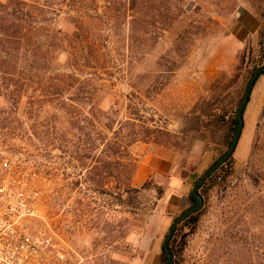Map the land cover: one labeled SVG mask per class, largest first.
<instances>
[{
    "label": "rangeland",
    "instance_id": "1",
    "mask_svg": "<svg viewBox=\"0 0 264 264\" xmlns=\"http://www.w3.org/2000/svg\"><path fill=\"white\" fill-rule=\"evenodd\" d=\"M86 3L88 35L77 36L68 7L57 24L76 49L94 43L91 65L105 68L104 91L93 99L55 94L50 86L62 88L63 74L74 71L65 52L52 68L58 78L28 82L21 100L6 97L3 88L13 87L0 81V160L13 172L0 176V188L35 206L31 232L64 241L62 264H163L168 176L134 175L155 154L181 177L220 148V121L243 96L264 0ZM263 109L264 75L252 88L233 168L209 191L182 264H264ZM128 136L139 141L126 151ZM127 182L137 190L124 193Z\"/></svg>",
    "mask_w": 264,
    "mask_h": 264
},
{
    "label": "trees",
    "instance_id": "2",
    "mask_svg": "<svg viewBox=\"0 0 264 264\" xmlns=\"http://www.w3.org/2000/svg\"><path fill=\"white\" fill-rule=\"evenodd\" d=\"M80 1L83 3L76 8L73 5L75 0L0 1V81H9L12 85L13 88L9 86L3 88L5 96L11 101L16 102L18 98L21 100L26 96L24 94L26 88L31 87L28 82L35 79L43 81L44 78L48 81L57 79L58 76L52 68L62 52L68 54L74 71L63 74L66 80L63 81L62 88L57 85L50 86V89L56 91L55 94L62 96V93L73 91V96L76 98L77 94H88L89 99H93L104 91L105 79L100 69L105 68L91 65L99 55H95V51H92L94 43L89 39H83L88 43L87 48L89 47L90 50L76 49L57 24L63 8L68 7L66 14L69 22L73 23L77 36L85 33L88 35L85 24L93 16L89 13L91 8L86 2L92 0ZM63 42H66L65 48L62 46ZM247 66L250 68L243 88V96L238 100L237 107L230 112L227 120L221 118L222 142L220 148L215 151L214 161L197 179L188 195L187 208L174 217L164 236L161 245L163 264H182L187 238L202 215L209 191L216 185L222 173H228L233 168L235 162L233 154L244 126V113L251 91L255 82L264 75V16L263 25L258 32L257 49L249 52ZM81 69L85 71L90 69L93 72H85ZM46 91L50 93L49 89ZM97 110H101L99 105ZM137 141L139 140L136 136L130 138L124 145L125 150L127 151ZM146 185L147 183L141 189ZM131 190L137 189L127 182L124 193L128 194ZM159 191L161 194L162 190ZM120 201L125 202L121 197Z\"/></svg>",
    "mask_w": 264,
    "mask_h": 264
},
{
    "label": "built area",
    "instance_id": "3",
    "mask_svg": "<svg viewBox=\"0 0 264 264\" xmlns=\"http://www.w3.org/2000/svg\"><path fill=\"white\" fill-rule=\"evenodd\" d=\"M10 167L8 160H0V176L13 175ZM34 207L27 206L25 198L15 200L11 190L0 188V264H62L68 255L56 233L31 232Z\"/></svg>",
    "mask_w": 264,
    "mask_h": 264
},
{
    "label": "crops",
    "instance_id": "4",
    "mask_svg": "<svg viewBox=\"0 0 264 264\" xmlns=\"http://www.w3.org/2000/svg\"><path fill=\"white\" fill-rule=\"evenodd\" d=\"M214 158L215 154L213 152H207L200 162L195 163V166L190 169L188 174H185L181 177H178L172 171V167H174V165L168 168L171 161L169 158H166L163 155L152 154L151 156H147L142 165L138 167L137 172L134 175V181L139 178V174L143 175V172H147V177L153 173L157 174V176H168L167 184L165 185L166 190L164 192V197L161 200L166 206V212L169 218L166 233L174 217L187 208V199L189 193L193 189L197 179L200 178L213 163Z\"/></svg>",
    "mask_w": 264,
    "mask_h": 264
},
{
    "label": "water",
    "instance_id": "5",
    "mask_svg": "<svg viewBox=\"0 0 264 264\" xmlns=\"http://www.w3.org/2000/svg\"><path fill=\"white\" fill-rule=\"evenodd\" d=\"M262 116H264V109H263V112H262Z\"/></svg>",
    "mask_w": 264,
    "mask_h": 264
}]
</instances>
